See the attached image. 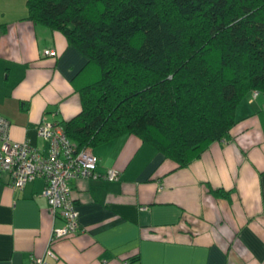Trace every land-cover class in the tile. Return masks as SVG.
Masks as SVG:
<instances>
[{
  "label": "crops",
  "instance_id": "obj_1",
  "mask_svg": "<svg viewBox=\"0 0 264 264\" xmlns=\"http://www.w3.org/2000/svg\"><path fill=\"white\" fill-rule=\"evenodd\" d=\"M25 17V0H0V116L10 140L45 154L35 125L45 114L62 126L78 112L84 58ZM234 118L181 168L133 134L93 146L95 171L119 177L68 180L77 230L52 242L61 222L41 196L42 179L17 189L0 172V264H264V95L248 92Z\"/></svg>",
  "mask_w": 264,
  "mask_h": 264
},
{
  "label": "trees",
  "instance_id": "obj_2",
  "mask_svg": "<svg viewBox=\"0 0 264 264\" xmlns=\"http://www.w3.org/2000/svg\"><path fill=\"white\" fill-rule=\"evenodd\" d=\"M25 8L84 58L79 110L62 125L76 149L133 134L181 168L227 134L248 92L264 95V0H25Z\"/></svg>",
  "mask_w": 264,
  "mask_h": 264
},
{
  "label": "built area",
  "instance_id": "obj_3",
  "mask_svg": "<svg viewBox=\"0 0 264 264\" xmlns=\"http://www.w3.org/2000/svg\"><path fill=\"white\" fill-rule=\"evenodd\" d=\"M43 54L53 56L54 51L44 49ZM255 94L253 91L252 96ZM8 126V121L0 116V172L7 173L8 184L17 189L35 178L42 179L41 196L50 214L61 222L51 228L49 242L74 233L77 211L67 181L75 178L114 181L118 179L119 171L114 168H107L103 173L95 171L96 156L90 148L76 149L64 135L62 126L45 114L35 125L36 136L48 143L45 154L25 141L10 140ZM45 254L53 257L49 249ZM32 262L44 264L42 258H32Z\"/></svg>",
  "mask_w": 264,
  "mask_h": 264
}]
</instances>
